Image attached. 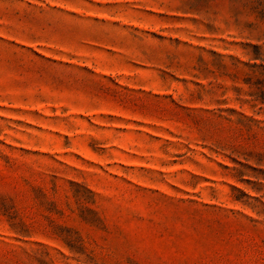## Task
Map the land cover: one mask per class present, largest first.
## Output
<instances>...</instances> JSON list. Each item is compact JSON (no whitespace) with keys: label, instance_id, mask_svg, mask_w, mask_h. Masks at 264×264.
Segmentation results:
<instances>
[{"label":"rangeland","instance_id":"374dc122","mask_svg":"<svg viewBox=\"0 0 264 264\" xmlns=\"http://www.w3.org/2000/svg\"><path fill=\"white\" fill-rule=\"evenodd\" d=\"M0 264H264V0H0Z\"/></svg>","mask_w":264,"mask_h":264}]
</instances>
